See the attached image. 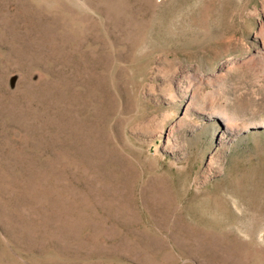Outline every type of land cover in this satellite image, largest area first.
Returning a JSON list of instances; mask_svg holds the SVG:
<instances>
[{
    "label": "rangeland",
    "instance_id": "obj_1",
    "mask_svg": "<svg viewBox=\"0 0 264 264\" xmlns=\"http://www.w3.org/2000/svg\"><path fill=\"white\" fill-rule=\"evenodd\" d=\"M0 264H264V0H0Z\"/></svg>",
    "mask_w": 264,
    "mask_h": 264
},
{
    "label": "bare ground",
    "instance_id": "obj_2",
    "mask_svg": "<svg viewBox=\"0 0 264 264\" xmlns=\"http://www.w3.org/2000/svg\"><path fill=\"white\" fill-rule=\"evenodd\" d=\"M227 123H230V124H232L233 122H231V120H229V118H228V120H227Z\"/></svg>",
    "mask_w": 264,
    "mask_h": 264
}]
</instances>
